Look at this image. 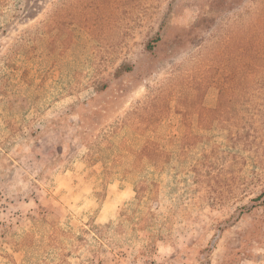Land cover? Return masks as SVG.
<instances>
[{"label":"rangeland","instance_id":"1","mask_svg":"<svg viewBox=\"0 0 264 264\" xmlns=\"http://www.w3.org/2000/svg\"><path fill=\"white\" fill-rule=\"evenodd\" d=\"M0 264H264V0H0Z\"/></svg>","mask_w":264,"mask_h":264},{"label":"trees","instance_id":"2","mask_svg":"<svg viewBox=\"0 0 264 264\" xmlns=\"http://www.w3.org/2000/svg\"><path fill=\"white\" fill-rule=\"evenodd\" d=\"M260 197H261V195H258V196L255 197L253 200L255 201V200L259 199Z\"/></svg>","mask_w":264,"mask_h":264}]
</instances>
